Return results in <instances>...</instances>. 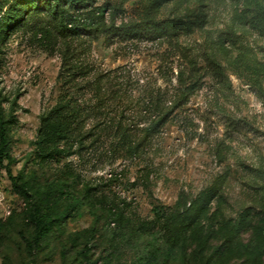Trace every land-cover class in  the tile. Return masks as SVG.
<instances>
[{
    "label": "rangeland",
    "instance_id": "1",
    "mask_svg": "<svg viewBox=\"0 0 264 264\" xmlns=\"http://www.w3.org/2000/svg\"><path fill=\"white\" fill-rule=\"evenodd\" d=\"M0 122V264H264V0H0Z\"/></svg>",
    "mask_w": 264,
    "mask_h": 264
},
{
    "label": "trees",
    "instance_id": "2",
    "mask_svg": "<svg viewBox=\"0 0 264 264\" xmlns=\"http://www.w3.org/2000/svg\"><path fill=\"white\" fill-rule=\"evenodd\" d=\"M25 2V0H23ZM19 3L18 7V13L14 18V21L20 18L23 14L29 11L31 7H34V5H20ZM39 8L47 9L49 12L53 14V16L60 17V29L61 33L64 36L70 37V36H76L80 35L78 28L71 27L68 28L70 23L67 22L64 18V11L63 8L60 10V5L56 4L54 8L49 5L47 2L39 1L37 5ZM179 22L177 25H175V29L178 27L180 28L183 26V24ZM163 30L165 32H171V27H166ZM159 117L156 121H154L153 126L147 130L145 133V140L148 141V138L151 137L154 133L158 132L160 127L166 122L167 120V114H163V111H158ZM162 114V115H161ZM87 113L79 106L77 105L74 100H70L67 102H64L60 104L57 108H55L50 115L44 120L45 126L43 130L41 131L40 135V141L39 144H41L44 148L56 146L57 144H60L62 142H66V140L73 136V132L77 131L80 127V125L84 122V119L86 117ZM0 140L1 144L6 146L7 144V136L4 132L3 123L0 122ZM60 194H64L63 191L60 192ZM71 208L74 206L71 205ZM68 208L64 210V212L60 216L68 215ZM35 226H36V233H35V241L40 242L48 237L50 232L53 229V219L52 217H41L38 216L35 217ZM172 250V247H169L170 252ZM167 252V253H168ZM166 262V260H165ZM164 262V264H165Z\"/></svg>",
    "mask_w": 264,
    "mask_h": 264
}]
</instances>
